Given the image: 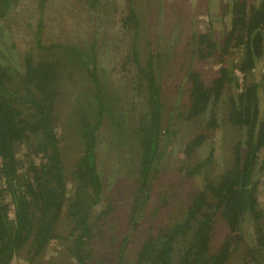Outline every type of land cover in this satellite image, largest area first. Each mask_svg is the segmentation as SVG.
Here are the masks:
<instances>
[{"label":"trees","instance_id":"trees-1","mask_svg":"<svg viewBox=\"0 0 264 264\" xmlns=\"http://www.w3.org/2000/svg\"><path fill=\"white\" fill-rule=\"evenodd\" d=\"M131 1L121 24L124 29L137 30L139 23ZM228 1L230 27L220 32L222 38H215L214 26V34L206 32L193 41L192 56L201 62L215 59L219 70L210 81H205L196 70L185 74L187 118H198L209 112L212 123L208 129L213 125L217 127L215 110L227 94L225 123L237 130L239 138L231 143L230 158L224 162L221 174L217 178H206L204 187L191 197L183 222L162 228L143 241L134 263L127 261L129 241L123 236L117 248V264H226L232 245L239 243L237 234L246 219L259 222L263 218L257 193L258 177L264 174V119H260L259 114L261 87L251 76L264 54V0ZM15 2L0 0V19L6 18ZM36 37L38 50H43L47 57L33 60L26 55L20 60V71L13 63L0 64V264H11L18 258L26 264H89L96 251V239H104L112 229L101 228L94 232L91 222L102 193L93 136L104 115L110 116L111 97H107L105 84L100 79L98 54L93 47H43L40 32ZM52 50L59 51L65 64L71 65L72 74L82 75L88 87L86 95L77 93L78 103L74 105L79 120L77 132L87 145L73 164V170L65 168L54 133L58 96L54 84L58 64L51 57ZM237 51L241 58L234 61L232 55ZM131 61L137 87L145 89L143 106L147 115L139 117L138 131L133 134L134 141L129 136L131 144L127 151L133 157L136 156L134 145L140 149L134 178H138L137 185L144 189L151 166L163 157L170 139L168 130L162 133L161 89L154 76L151 57L143 64L133 45ZM237 72L242 80L240 84L235 76ZM112 120V128L118 127V121ZM120 131L112 135L122 140ZM205 141L202 135L189 141L184 154L189 157ZM23 144L31 154L25 165L18 161L16 154V147ZM33 157H38L39 161L34 162ZM211 157L212 154L203 163L205 167L209 166ZM200 165L188 168L187 172L197 175ZM70 170L72 180L67 184L65 173ZM147 200L148 195L144 202ZM139 210L138 194H135L128 218L133 225ZM217 219L224 223L229 235L214 253L210 242ZM190 230H193V240L184 244L182 238ZM255 231L257 239L253 244L246 241L243 232L241 241L246 244L248 261L264 264L263 229L257 225ZM52 246L55 250L49 254Z\"/></svg>","mask_w":264,"mask_h":264},{"label":"rangeland","instance_id":"rangeland-1","mask_svg":"<svg viewBox=\"0 0 264 264\" xmlns=\"http://www.w3.org/2000/svg\"><path fill=\"white\" fill-rule=\"evenodd\" d=\"M128 1L16 0L13 10L6 18L0 19V64L13 63L18 71L21 68L20 60L26 55L32 56L33 60L48 56L37 48L38 32L43 47L79 45L80 48L93 47L98 54L100 79L105 84L107 97H111L109 113L118 121V127L112 128V118L104 115L100 127L94 131L95 164L102 182V193L98 203L100 206L93 212L91 222L94 232L101 228L112 229L107 231L104 239H96V251L89 264H117V248L123 236L129 241L127 261L134 263L143 241L155 236L162 228L183 222L191 197L204 187L206 178H217L221 174L224 162L230 158L231 143L239 138L237 130L225 123L227 94L215 110L216 128L213 125L208 129L212 123L209 112L198 118H187L189 104L185 74L189 70H196L202 73L205 81H210L219 70L215 59L201 62L198 57L192 56L191 39L197 33L207 31L208 22L211 21L217 31L214 36L220 40V32L230 27L227 13L229 1L132 0L131 6L139 23L137 30L124 29L121 24ZM133 45L143 64L151 57L154 76L161 89L162 133L168 130L170 139L163 157L151 166L144 180V189L137 185V177L134 178L140 149L134 145L136 156L133 157L127 151L131 138L134 141V132L138 131L139 117L147 115V109L143 106L145 89L139 90L133 72ZM51 54L58 64L57 81L54 84L58 92L54 133L65 168L73 170V164L77 163L87 145L77 132L79 120L74 105L76 101L78 103L77 93L86 95L88 87L82 75L72 74L71 65L65 64L59 51L52 50ZM240 58L238 51L232 56L234 61ZM260 62L252 72L251 79H257L253 81H258L261 87L259 114L260 119H264V58ZM235 76L240 84L242 80L239 73ZM238 90L235 87V92ZM112 130L116 131L112 133ZM117 130H121L122 140L112 135L117 134ZM199 135L207 141L187 157L184 154L186 144ZM16 154L23 165L31 159L27 145L17 146ZM211 154V162L205 167L203 163ZM32 160L38 162L39 158L33 157ZM199 164L197 176L187 172L188 168L193 169ZM65 175L69 184L72 180L71 170ZM258 180L257 198L259 208L263 210V218L259 222L246 219L237 234L239 243L232 245V253L226 264H252L246 256V244L241 241L242 232L250 244L257 239V225L261 226L264 235V174L259 175ZM135 194H138L140 210L133 225L128 218ZM147 195L148 200L144 202ZM228 235L227 227L217 219L210 242L211 252L215 253ZM192 240L193 230H190L182 241L187 244ZM54 250L53 246L50 247L49 254ZM11 264L26 263L18 258Z\"/></svg>","mask_w":264,"mask_h":264},{"label":"flooded vegetation","instance_id":"flooded-vegetation-1","mask_svg":"<svg viewBox=\"0 0 264 264\" xmlns=\"http://www.w3.org/2000/svg\"><path fill=\"white\" fill-rule=\"evenodd\" d=\"M211 31H213V34H214V24H213V22H210V24H209V22H208V30L205 31V32H203V33L211 32ZM203 33H200V34L197 33V35H195V37H194L193 39H191L192 42H191V41H190V42L193 44V43H194L193 41H195L196 39H198L199 36H200L201 34H203ZM222 36H223V35H222ZM212 40H213V39H212ZM78 47H79V45H78ZM234 54H235V53H233V55H234ZM233 55H232V56H233ZM262 58H264V54H263V57H262ZM259 63H261L260 60H259L258 64H259ZM258 64H257V65H258ZM254 71H255V70H254ZM188 173L191 174L190 171H189ZM194 175H195V172H194ZM195 176H197V175H195Z\"/></svg>","mask_w":264,"mask_h":264}]
</instances>
